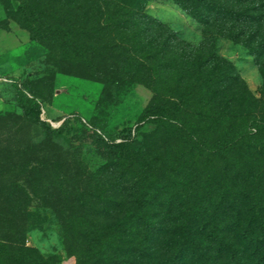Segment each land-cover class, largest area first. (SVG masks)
<instances>
[{
    "label": "rangeland",
    "instance_id": "1",
    "mask_svg": "<svg viewBox=\"0 0 264 264\" xmlns=\"http://www.w3.org/2000/svg\"><path fill=\"white\" fill-rule=\"evenodd\" d=\"M33 3L47 20L81 28L93 51L88 62L64 58L32 39L12 0H0L1 241L54 264H166L170 253L142 257L131 248L144 245L143 227L133 243L125 233L149 194L151 220L166 231L181 210L202 203L228 209L231 230L236 202L241 227L251 208L264 211V128L251 127L264 123V48H251L264 47V27L251 43L255 28L236 38L229 23L206 27L179 0ZM213 69L219 81L211 86ZM16 84L38 96L41 122L25 116ZM186 91L197 130L217 138L236 124L252 130L228 162L190 156L165 127L138 135V117L153 100ZM125 143L127 150L112 147Z\"/></svg>",
    "mask_w": 264,
    "mask_h": 264
},
{
    "label": "trees",
    "instance_id": "2",
    "mask_svg": "<svg viewBox=\"0 0 264 264\" xmlns=\"http://www.w3.org/2000/svg\"><path fill=\"white\" fill-rule=\"evenodd\" d=\"M179 1L183 3L185 11L206 27L216 23H229V31L232 35H236V38L243 35L247 28H255L253 34L249 35L251 43L264 27V0H252L250 3H248L249 0ZM12 2L21 25L29 30L33 40L59 47L62 56L66 59L89 61V53L93 51V45L79 39L81 28L47 20L46 11L43 7H36L33 0H12ZM261 45L250 46L255 52L260 53L264 48ZM215 58H217L216 55L212 54V58L209 57L204 63L205 67L209 66L211 61H215ZM218 78L219 75L213 69L206 82L212 86L219 81ZM14 87L17 103L24 110L25 116L35 122H41L38 96L30 88L23 89L17 84ZM187 95L186 91L179 96L171 95L166 100H153L138 117V135L145 134L148 129L159 130L165 127L172 134L171 141L178 148L189 150L190 156H196L199 153L216 154L228 162L231 160L230 152L242 140L254 135L252 130H249L248 126L236 124L223 138L210 136L204 131L197 130L191 117V98L189 100ZM251 125L260 131L264 128L262 120H254ZM112 147L127 150L128 144H113ZM169 202H175L173 197ZM234 206L236 227L232 230L226 226L228 209L217 207L211 209L210 205L202 203L186 211L181 210L175 223L172 224V229L166 231L164 222L154 224L151 220L155 208V197L149 194L140 202L139 214L132 216L133 221L125 230L126 234L136 237L127 242L133 243L140 240L138 236L143 227L146 237L144 245L137 247L136 244H132L131 246L132 249H139L138 252L142 257L157 254L161 259L170 253L166 257L168 264H187L189 261H193L191 264H264L263 208H251L252 216L247 220L246 226L241 227L243 206L238 202ZM117 227L115 226V230L119 233L121 227H118L119 229ZM242 243L252 249L250 254H248V248L242 247ZM0 261L13 264H54L51 258H36L29 250L12 249L1 240Z\"/></svg>",
    "mask_w": 264,
    "mask_h": 264
}]
</instances>
